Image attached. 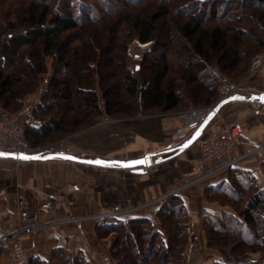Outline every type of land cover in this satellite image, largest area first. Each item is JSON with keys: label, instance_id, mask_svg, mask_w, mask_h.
Instances as JSON below:
<instances>
[{"label": "trees", "instance_id": "trees-1", "mask_svg": "<svg viewBox=\"0 0 264 264\" xmlns=\"http://www.w3.org/2000/svg\"><path fill=\"white\" fill-rule=\"evenodd\" d=\"M134 39L154 44L151 62L136 75L126 68ZM262 52L264 0H0V106L20 111L44 82L31 113L36 125L25 128L28 141L41 147L98 118L216 105L223 84L237 82ZM206 196L237 214L206 221L207 246L222 256L217 264H256L251 255L264 254L257 179L234 171ZM184 211L182 199L172 197L157 212L158 227L139 218L99 230L116 234L115 264H183L190 238ZM74 264H86L85 257Z\"/></svg>", "mask_w": 264, "mask_h": 264}, {"label": "crops", "instance_id": "crops-1", "mask_svg": "<svg viewBox=\"0 0 264 264\" xmlns=\"http://www.w3.org/2000/svg\"><path fill=\"white\" fill-rule=\"evenodd\" d=\"M241 86L240 94L264 93V75L252 76ZM234 90L235 86H223L220 100ZM28 97L19 113L21 118L31 117L41 93ZM4 114L0 111V119ZM224 124L240 128L241 142L222 164H210L203 171L194 165L199 157V140L179 156L146 168L143 173L63 159L23 161L0 157V238L4 241L0 264H11L18 233L28 252V264H74L79 254L86 264H115L111 236H100L99 228L139 218H148L158 227L157 212L172 197L182 199L189 225L183 264L221 263L220 252L207 246L206 221L219 220L223 213L237 214L229 206L210 202L206 190L228 183L234 171H244L251 173L264 191V104L230 103L205 133ZM177 129L176 114L105 122L76 135L68 147L61 148L62 153L93 161L133 162L152 154L164 156L182 144L172 140ZM18 196L23 198L22 207L17 205ZM252 256L258 263L264 254Z\"/></svg>", "mask_w": 264, "mask_h": 264}, {"label": "built area", "instance_id": "built-area-1", "mask_svg": "<svg viewBox=\"0 0 264 264\" xmlns=\"http://www.w3.org/2000/svg\"><path fill=\"white\" fill-rule=\"evenodd\" d=\"M150 44H144L145 46H143L139 43L138 45L140 48H147L152 45ZM253 68H255V71H263L264 57L255 58ZM214 107L191 108L179 112L177 114L178 129L174 134V138L177 141L186 140L205 122L213 112ZM199 142V157L194 165L198 171H203L210 164H222L227 156L235 152L241 142V131L235 124H224L219 129L204 133ZM10 149L27 155H46L49 153L48 150L36 149L30 145L19 119L14 115L3 116L0 119V151H9ZM17 205L19 207L23 206V198L20 196L17 197ZM13 243L11 264H28L29 256L21 239V233L16 234Z\"/></svg>", "mask_w": 264, "mask_h": 264}, {"label": "rangeland", "instance_id": "rangeland-1", "mask_svg": "<svg viewBox=\"0 0 264 264\" xmlns=\"http://www.w3.org/2000/svg\"><path fill=\"white\" fill-rule=\"evenodd\" d=\"M139 43L143 44L142 42H140L138 39H134L130 42L129 46H128V49H127V59H126V68L127 70L132 73V74H137L139 69L141 68V66H145V65H148L151 60H152V57L151 56H148L149 53L151 52V50L154 48V44L153 42H148V43H145V44H150L151 46L150 47H147V48H140L139 47ZM144 45V44H143ZM166 53V52H165ZM160 56V53H157V56L156 57H159ZM258 57H264V52L256 55L254 58H252L251 60V66L249 67V69L246 71V73H244L239 79L237 82L235 83H224L223 86H226V85H229V86H235L236 87V90H234V93H231V94H228L227 96H232V95H236V94H239V95H244V96H249V95H245V94H240L239 90H241L240 88L242 87L241 84L242 82H244L246 79L250 78V77H255V76H263L264 75V70H257L255 71L253 68V60ZM52 60L49 59V74L51 75V72H52ZM114 75L117 74L116 70L115 69H112L110 70ZM46 75L45 78H50V75ZM118 75V74H117ZM116 77V76H115ZM44 81V80H43ZM45 84L44 82H41L39 83V88L38 91L35 93V94H40L42 95L43 91L46 89L45 88ZM239 88V89H238ZM33 95V94H32ZM30 96V95H29ZM26 98H29L28 96ZM25 98V99H26ZM28 101L26 100V102H24V105L23 107L21 108V110L24 108L25 104L27 103ZM100 103L102 104L103 106V101L102 99L100 100ZM215 105H211V106H207V107H197V106H194V105H191L189 106L188 108L185 107V108H181L180 110L176 111V112H173V113H163V112H159L160 110H148L146 111L145 109H140L141 111L139 113H137L136 115L134 116H120L119 118H98L96 120V123L94 125H92L90 128L84 130V131H81V132H78V133H75V134H71V135H67V136H64L61 140L57 141V142H54V143H49L47 145H43L41 147H34L29 141H28V138H27V135L25 133V136H26V139L27 141L30 143V145L33 147V148H36V149H41V150H48L49 153H62L64 150L61 148V147H65V146H69V141L71 138L75 137L76 135H79V134H82V133H85L86 131L88 130H91L95 127H98L102 124H104L105 122H130V121H133V120H137L138 118H145V119H155V118H160L162 116H166V115H170V114H177L179 112H182V111H185V110H188V109H191V108H209V107H213ZM20 111L18 112H15V113H8L5 109H3L1 106H0V111L4 112L5 114L3 116H7V115H14L16 116L18 119L20 118V124L22 125L24 131H25V128H26V125H36L34 123H32V115L31 117L27 118L25 116H23L21 118V115L19 114ZM2 116V117H3ZM1 117V118H2ZM22 119V120H21ZM30 119V120H29ZM190 137V136H189ZM188 137V138H189ZM187 138V139H188ZM186 139V140H187ZM173 142L175 143H183L184 141L186 140H183V141H180L177 139H175L173 137ZM10 152L14 151V149H10L9 150ZM48 153V154H49ZM107 231L106 230H100V233H102L101 235H103V237H107V236H111V240H110V249H111V246H112V243L113 241L115 240L116 238V234L114 232H110V233H106ZM106 233V234H105ZM256 254H261L263 255L262 253H256ZM252 255H251V261H253L252 259ZM260 260L258 261V264H263L264 262V257H260L259 258ZM257 264V263H256Z\"/></svg>", "mask_w": 264, "mask_h": 264}, {"label": "water", "instance_id": "water-1", "mask_svg": "<svg viewBox=\"0 0 264 264\" xmlns=\"http://www.w3.org/2000/svg\"><path fill=\"white\" fill-rule=\"evenodd\" d=\"M261 97H264V93L252 94L249 96L236 94V95L228 96V97L221 99L215 105L213 112L208 116L205 122L186 141H184L182 144L178 145L177 147L169 150L164 156H161L159 154H152V155L141 157L140 159L133 161V162L96 160V161H102L103 164L88 163L89 161H92V162H95V161L89 160V159L78 158V157H75L67 153H49L46 155H40V154L27 155L24 153H11V152L0 151V157L13 158V159L23 160V161H46V160H52V159H63V160H68V161H73V162L86 163V164L99 165V166H120L125 169H131L135 173H143L146 168H150L162 162L171 160L179 156L181 153H183L185 150H187L193 144H195L204 135V133L211 126V124L214 122L218 114L222 112V110L224 109L226 105L236 102V101L257 102V103L264 104V101L260 99ZM197 133H199V135H197ZM185 145H187V147H185ZM25 157H27V159H25ZM35 157H39V158L35 159ZM69 157H71V159H69Z\"/></svg>", "mask_w": 264, "mask_h": 264}, {"label": "snow or ice", "instance_id": "snow-or-ice-1", "mask_svg": "<svg viewBox=\"0 0 264 264\" xmlns=\"http://www.w3.org/2000/svg\"><path fill=\"white\" fill-rule=\"evenodd\" d=\"M262 101H264V97H261L260 98ZM197 135H199V133H197ZM185 147H187V145H185ZM39 157H35V159H38ZM25 159H27V157H25ZM69 159H71V157H69ZM88 163H96V164H103L102 161H95V162H92V161H89Z\"/></svg>", "mask_w": 264, "mask_h": 264}, {"label": "bare ground", "instance_id": "bare-ground-1", "mask_svg": "<svg viewBox=\"0 0 264 264\" xmlns=\"http://www.w3.org/2000/svg\"><path fill=\"white\" fill-rule=\"evenodd\" d=\"M143 46H145V45H143ZM124 132V131H123ZM107 138H108V136H107ZM3 152H6V151H3Z\"/></svg>", "mask_w": 264, "mask_h": 264}]
</instances>
